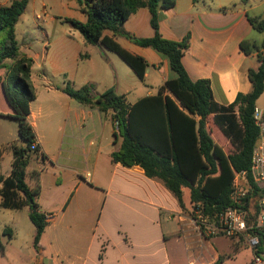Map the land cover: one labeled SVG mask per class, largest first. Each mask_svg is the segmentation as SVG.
Returning a JSON list of instances; mask_svg holds the SVG:
<instances>
[{
  "label": "crops",
  "instance_id": "1",
  "mask_svg": "<svg viewBox=\"0 0 264 264\" xmlns=\"http://www.w3.org/2000/svg\"><path fill=\"white\" fill-rule=\"evenodd\" d=\"M263 16L264 0H177L171 9L159 10V28L168 40L179 41L190 35V50L182 58L188 76L192 81L208 80L215 102L227 106L239 94L252 90L248 73L257 70L260 62L257 52L247 55L240 44H262L264 35L253 28L249 19ZM79 20L86 22V16ZM150 20L149 10L142 8L131 15L123 30L138 38H151L154 30ZM72 29L69 38L46 36L48 46L45 44L42 53L27 55L34 60L31 75L36 90L28 120L41 153L46 155L44 161L37 156L35 159L51 169L46 174L31 163L27 169V178L32 180L28 186L41 187L40 211L52 216L39 241L40 253L34 247L32 263L185 264L172 254L171 242L178 250L187 242H203L201 237L194 239V225L182 215L185 208L161 180L146 177L139 166L124 167L112 161L122 141H115L112 113L105 115L62 92L67 81L75 89L92 85L94 95L110 88L125 98L133 92L119 75L122 67L115 54L101 45L88 44L81 33ZM103 35L148 62L144 81L149 89L137 101L156 96L168 80L176 77L168 59L154 49L140 47L111 31ZM19 47L23 55L26 46ZM126 76L132 79V74ZM262 97L264 93L257 108L264 111ZM0 113H12L1 89ZM39 121L43 129H48V135L37 131ZM9 146L6 149L12 154ZM12 161L1 152L0 176L11 174ZM33 172H39V177L33 178ZM47 180L52 202L44 199ZM186 200L190 201V195L186 199L184 193L185 207ZM170 223H174L173 228ZM11 230L13 238L8 243L15 237Z\"/></svg>",
  "mask_w": 264,
  "mask_h": 264
},
{
  "label": "trees",
  "instance_id": "2",
  "mask_svg": "<svg viewBox=\"0 0 264 264\" xmlns=\"http://www.w3.org/2000/svg\"><path fill=\"white\" fill-rule=\"evenodd\" d=\"M176 1L78 0L86 22L66 21L88 44L101 45L115 53L144 81L148 62L103 35L105 31H111L114 36L124 37L140 47H150L166 57L176 77L168 80L156 96L144 97L133 105L127 104L125 96L116 94L112 88L94 95L92 85L75 89L66 82L62 92L105 115L113 114L115 141L122 140L120 149L111 156L114 163L124 167L139 166L146 177L161 180L183 209L184 191L188 189L192 207L200 204L206 215L213 219L231 206L235 176L242 171L250 172L259 135L253 113L264 93V39L261 45L249 41L240 44L247 55L257 52L260 62L257 70L251 69L248 73L251 92L239 94L230 105H220L214 100L210 82L192 81L183 66L182 58L191 46L190 35L173 41L160 33L159 10L171 9ZM28 2L13 0L8 6H0V89L12 111L8 115L0 113V117L18 122L19 137L25 144L9 146L13 155L12 171L6 178L0 176V206L14 211L28 208L29 219L36 230L34 247L40 253L39 241L52 216L40 211L41 187L37 185L31 189L26 178L32 155L43 161L46 155L41 153L34 128L28 120L30 103L36 99L31 75L33 59L21 54L15 28ZM142 8H147L151 14L150 23L154 30L151 38H138L123 30L131 15ZM249 21L264 35V16ZM209 122L218 128L219 134L212 131ZM223 140L232 146L233 152L225 151L220 142ZM34 143L37 145L32 150ZM32 177H39V172H33ZM255 197L254 191L246 198L249 211L255 207L249 204ZM3 238L12 240L11 228L6 227L0 233L2 255L6 250Z\"/></svg>",
  "mask_w": 264,
  "mask_h": 264
},
{
  "label": "rangeland",
  "instance_id": "3",
  "mask_svg": "<svg viewBox=\"0 0 264 264\" xmlns=\"http://www.w3.org/2000/svg\"><path fill=\"white\" fill-rule=\"evenodd\" d=\"M12 1L13 0H0V6H8ZM80 18L85 19V16L79 10L78 0H29L27 8L15 27L19 44L21 46H26L23 55L41 54L45 44L48 46L49 40H47V37L49 39L53 37L56 40L69 38L73 29L66 19L80 21ZM114 56H116L122 67L121 74L119 75L124 79V83L133 89V92H131L129 96H126V102L134 103L139 98L143 97L149 89V87L145 85V83H148L146 81H141L136 75H133L134 72L132 69L118 55L115 54ZM38 62L41 63L40 59H38ZM148 72L152 74L154 71L152 68H149ZM39 73L41 74V72ZM126 73L132 74V79L127 78ZM49 78H51V80L53 79L51 76H49ZM36 83L40 88L41 84L37 80ZM71 85L73 84L71 83ZM263 100L264 97H262V101ZM209 123L212 127V131L219 134L218 128L214 126V124L212 125L211 122ZM42 125L43 123L39 121L37 131L39 133H44L45 131L47 133L46 135H48V129H43ZM6 140L9 141V144H6ZM220 142H222V147L227 153L234 151L226 140ZM11 144L19 146L25 145L19 137L18 122L9 118L0 119V149L6 160L9 157L11 159L13 158L12 154L8 153L9 149H6V147ZM30 163L32 167H36L38 170H44L46 174H49L51 171L49 166L46 167L41 162H38L34 155H32ZM31 181L30 178H27V183L30 184ZM48 183L49 181L47 180L46 190L48 191L45 190L44 199L46 202H52L51 186L48 185ZM184 193L186 199H188L190 195L189 190H185ZM182 215L189 222L194 218L193 207L190 201L186 200V207L185 210L182 211ZM170 225L173 228L174 223H170ZM6 227H11L14 230L15 237L14 241L11 243H8L9 241L3 238L6 252L4 255L0 253V264H33L35 227L29 219L27 208L14 211L0 207V233H2ZM172 228L170 227L169 229L172 230ZM192 233L195 235V240L201 237L203 242L198 244H188L187 242V245L181 246V249H179L180 251L175 244L171 242L172 254L175 257L177 256L178 259L180 258L185 264H190L191 262H195L191 264H249L252 253L245 240H235L221 235L209 237L208 240H206L194 226ZM214 260H216L217 263H213Z\"/></svg>",
  "mask_w": 264,
  "mask_h": 264
},
{
  "label": "built area",
  "instance_id": "4",
  "mask_svg": "<svg viewBox=\"0 0 264 264\" xmlns=\"http://www.w3.org/2000/svg\"><path fill=\"white\" fill-rule=\"evenodd\" d=\"M253 118L259 135L252 153L250 172L242 171L235 176L231 206L210 219L197 204L193 207L191 222L205 239L221 235L245 240L252 253L249 264H264V111L256 107ZM36 145H32V150ZM254 191L256 197L249 204L256 208L249 211L246 198ZM213 263H217L216 260Z\"/></svg>",
  "mask_w": 264,
  "mask_h": 264
}]
</instances>
